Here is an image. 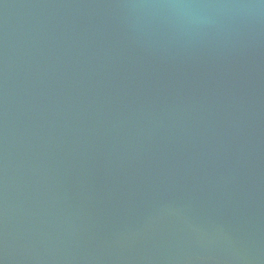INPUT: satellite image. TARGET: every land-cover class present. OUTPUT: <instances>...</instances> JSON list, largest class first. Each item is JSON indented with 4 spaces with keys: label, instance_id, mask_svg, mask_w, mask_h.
Instances as JSON below:
<instances>
[{
    "label": "water",
    "instance_id": "water-1",
    "mask_svg": "<svg viewBox=\"0 0 264 264\" xmlns=\"http://www.w3.org/2000/svg\"><path fill=\"white\" fill-rule=\"evenodd\" d=\"M0 264H264V0H0Z\"/></svg>",
    "mask_w": 264,
    "mask_h": 264
}]
</instances>
